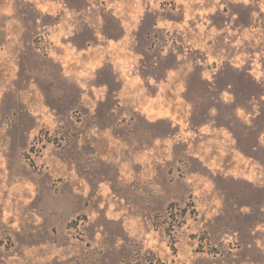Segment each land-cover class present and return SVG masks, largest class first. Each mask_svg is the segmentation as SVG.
<instances>
[{
    "label": "rangeland",
    "instance_id": "obj_1",
    "mask_svg": "<svg viewBox=\"0 0 264 264\" xmlns=\"http://www.w3.org/2000/svg\"><path fill=\"white\" fill-rule=\"evenodd\" d=\"M0 264H264V0H0Z\"/></svg>",
    "mask_w": 264,
    "mask_h": 264
}]
</instances>
